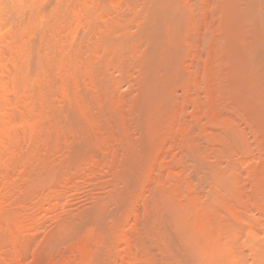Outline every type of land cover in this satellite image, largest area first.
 Returning <instances> with one entry per match:
<instances>
[{
	"label": "rangeland",
	"instance_id": "1",
	"mask_svg": "<svg viewBox=\"0 0 264 264\" xmlns=\"http://www.w3.org/2000/svg\"><path fill=\"white\" fill-rule=\"evenodd\" d=\"M168 1L0 0V264H212L220 256H236L237 264L259 263L264 165H258L264 148L261 144L255 155L251 147H259L256 142L253 147L252 137L264 130V120L248 122L251 85L231 81L228 86L227 80L244 71L238 55H231L235 69L223 52L242 42L229 37L241 10L230 0ZM240 25L241 31L248 28ZM226 28L230 35L223 33ZM234 87V95L245 88L247 98L237 95L242 98L237 103L229 93ZM230 97L243 109L228 104ZM230 106L234 110L227 113ZM247 124L257 129L251 131L255 137H249ZM227 126L235 136L246 131L252 146L231 140L229 133L239 144L231 153ZM190 148L200 151L197 156L204 153L209 167L219 163V177L227 176L201 187L212 186L204 192L206 200L186 168ZM253 156L262 158L245 164ZM221 179L227 183L222 181L223 187ZM214 182L230 188L231 197ZM252 224L256 237L247 233ZM228 239L234 244L227 241L228 246ZM247 242L255 250L249 252Z\"/></svg>",
	"mask_w": 264,
	"mask_h": 264
},
{
	"label": "bare ground",
	"instance_id": "2",
	"mask_svg": "<svg viewBox=\"0 0 264 264\" xmlns=\"http://www.w3.org/2000/svg\"><path fill=\"white\" fill-rule=\"evenodd\" d=\"M1 1H3V0H1ZM17 1V0H16ZM19 1V0H18ZM22 0H20V2H21ZM24 1V0H23ZM27 1V0H26ZM29 1V0H28ZM56 1V0H55ZM59 1V0H58ZM164 1V3L166 4V2H165V0H162V2ZM167 1V0H166ZM170 1V0H169ZM168 1V2H169ZM230 1H233V3L235 4V3H237V5L238 6H236V4H235V9H237V7L238 8H240V9H238V10H241V11H239V14H235V16H234V18L236 17V16H238L237 18L238 19H236V21H234V22H237V23H235V25H237L236 27H234L235 25L232 23V27H230L231 25H229L228 27H230L232 30V34L233 35H230V29H229V31L227 30V28L226 29H224V30H222L223 31V33H225L226 34V32H228V34L230 35L229 37H231L232 38V36H234L232 39H233V41H242V42H244L245 44H246V46H245V44L244 43H242V42H239V44H237L238 46H240L241 47V45L242 44H244V49H240V48H238V46L235 44V42H232L234 45H236L235 47H231V45H233V44H231L230 43V47H229V45L228 46H226V47H229L228 48V50H227V52H226V50L225 51H223L225 54H226V56L228 55L229 57H227V59H228V61H232L233 62V67L236 69V67L238 68V65L235 67L234 66V61H233V59L231 60V55H235L234 56V58L236 57V55H238L239 57H240V60H242V62H240V60H237V58L239 59V57L237 56V58L235 59V60H237L238 61V64H239V66H240V63H241V69L242 70H240V71H244L243 72V74L241 73V72H239L238 70L236 71V70H234L233 72H239V74L238 75H236L235 73V76H234V79L235 80H232V79H229V80H227V82H228V84H230V82L232 81L233 82V86L235 85V86H237L238 84H242V83H238V82H244L243 84H245L246 82H247V84L249 83V86L251 87H249L248 85L246 86V87H249V90L247 91L245 88L243 89V90H245L244 92H243V90H242V93L244 94L246 91V95L248 94V98H250L251 97V102H250V104L249 105H247V106H249V111L247 112L246 111V113H245V115L247 114V117H249L247 120H249L248 122H252V121H254V123L256 124V120H264V0H230ZM228 2V3H230V5H231V2ZM171 2V1H170ZM9 3V2H8ZM13 3V2H12ZM14 3H16L15 1H14ZM26 3V2H25ZM227 3V4H228ZM232 3V5L234 6V4ZM1 4V3H0ZM6 4H7V2H6ZM17 4V3H16ZM19 4V3H18ZM18 4H17V6H18ZM22 4H23V2H22ZM147 4V3H146ZM2 6V5H1ZM3 6H4V4H3ZM27 6V5H26ZM233 6L231 7V8H233ZM5 7V6H4ZM25 7V6H24ZM61 7V6H60ZM64 7V6H63ZM163 7H166V6H163ZM3 8V7H2ZM16 8H18V7H16ZM158 8V7H157ZM160 8V7H159ZM158 8V9H159ZM5 9V8H4ZM7 9H8V7H7ZM162 9V8H161ZM166 9V8H165ZM235 9H232V10H235ZM14 10H16V9H14ZM14 10H13V13H14ZM230 10V9H229ZM9 11V10H8ZM39 11V10H38ZM78 11V10H77ZM160 11V10H159ZM231 11V10H230ZM236 11V10H235ZM2 12V11H1ZM11 12V11H10ZM23 12V11H22ZM37 12V11H36ZM165 12V11H164ZM228 12L229 11H227V13H226V15H225V17L227 16V18L229 19V17H228ZM233 12V14L235 13L234 11H232ZM16 13H17V11H16ZM21 13V12H20ZM229 13H231V12H229ZM237 13V12H236ZM2 14V13H1ZM5 14V13H4ZM19 14V13H18ZM58 14H59V12H58ZM162 14V13H161ZM233 14H232V16H233ZM166 15V14H165ZM168 15H170V13H168ZM172 15V14H171ZM170 15V16H171ZM6 16V15H5ZM37 16H39V14L37 15ZM54 16V15H53ZM230 16V15H229ZM231 16V17H232ZM11 17V16H10ZM35 17V16H34ZM86 17V16H85ZM164 16H162L161 18H163ZM168 16H166L165 18L166 19H168L169 21H170V17L169 18H167ZM173 17H175V16H173ZM230 17V18H231ZM7 18V17H6ZM5 18V19H6ZM21 18V17H20ZM19 18V19H20ZM24 18V17H23ZM30 18H32V17H30ZM88 18V17H87ZM165 18H163V20H165ZM172 18V17H171ZM217 19L218 18H220V17H216ZM227 18H225V20L227 19ZM233 18V17H232ZM5 19H3V20H5ZM26 19H28V18H26ZM48 19V18H47ZM86 19V18H85ZM90 19V18H89ZM157 19V18H156ZM173 19V18H172ZM228 19L226 20V21H228ZM30 20V19H29ZM161 20V19H160ZM177 20V19H176ZM233 20V19H232ZM13 21V20H12ZM11 21V22H12ZM35 21V20H34ZM78 21V20H77ZM174 21H175V19H174ZM229 21H230V19H229ZM27 22V21H26ZM86 22V21H85ZM160 22V21H159ZM165 22V21H164ZM168 22V21H167ZM173 22V21H172ZM175 22H177V21H175ZM174 22V23H175ZM16 23V22H15ZM32 23V22H31ZM163 22H161V24L159 25V27L162 25L163 26V24H162ZM230 23H231V21H230ZM239 23H241V29H242V24H245L246 25V27L248 26V28L245 30V25H243L244 27H243V29L245 30V31H241L240 29H238L237 27H239ZM4 24V23H3ZM17 24V23H16ZM23 24V23H22ZM157 24H159V23H157ZM164 24H166V23H164ZM167 24H169V23H167ZM178 24V23H177ZM18 25V24H17ZM74 25V24H73ZM175 25V24H174ZM22 26V25H21ZM25 26H26V24H25ZM45 26V25H44ZM47 26V25H46ZM70 26V25H69ZM165 26V25H164ZM27 27H28V25H27ZM166 27V26H165ZM169 26H167V28H168ZM172 27V26H171ZM2 28V27H1ZM18 28V27H17ZM162 28V27H161ZM174 28H175V26H174ZM174 28H171V30L172 29H174ZM176 28H177V26H176ZM237 28V29H236ZM4 29V28H3ZM25 29V28H24ZM42 29H44V28H42ZM13 30V29H12ZM17 30V29H16ZM21 30V29H20ZM35 30V29H34ZM3 31V30H2ZM28 31V30H27ZM30 31V30H29ZM40 31V30H39ZM162 31H164L163 29H162ZM168 31V30H167ZM221 31V32H222ZM166 32V31H165ZM11 33V32H10ZM22 33H23V31H22ZM26 33V32H25ZM5 34V33H4ZM45 34V33H44ZM161 34V33H160ZM159 34V35H160ZM172 34V33H171ZM224 34V35H225ZM7 35V34H6ZM23 35V34H22ZM173 35V34H172ZM178 35V34H177ZM223 35V36H224ZM26 37V36H25ZM28 37V36H27ZM160 37V36H159ZM224 37H226V35L224 36ZM228 37V36H227ZM226 37V38H227ZM54 38V37H53ZM164 38V37H163ZM177 38V37H176ZM235 38H238L237 40L235 39ZM10 39V38H9ZM43 39V38H42ZM154 39H157V37L156 38H154ZM162 38H160L159 40L160 41H162L161 40ZM175 39V38H174ZM200 41H203L202 39L200 40ZM7 42V41H6ZM23 43V42H22ZM152 43H155V41L154 42H152ZM160 43V42H159ZM158 43V44H159ZM237 43V42H236ZM240 43H242L241 45H240ZM8 44H10V43H8ZM161 44V43H160ZM227 45V44H226ZM233 45V46H234ZM3 46V45H2ZM31 46V45H30ZM151 46V45H150ZM163 46V45H162ZM13 47V46H12ZM159 47H161V46H159ZM164 47V46H163ZM246 47V48H245ZM151 48V47H150ZM158 48V47H157ZM156 48V46H155V49H157ZM155 49L153 50L152 49V51H154L155 52ZM174 49V48H173ZM9 50V49H8ZM159 50V49H158ZM163 50H165L164 48H163ZM167 50H168V52H169V49L167 48ZM167 50H165V53H166V51ZM17 51V50H16ZM30 51V50H29ZM112 51V50H111ZM228 51H229V54H227L228 53ZM52 52V51H51ZM171 52H172V50H171ZM188 52V51H187ZM231 52V53H230ZM15 53V52H14ZM18 53V52H17ZM162 54H163V52H161ZM233 53V54H232ZM24 54V53H23ZM30 54V53H29ZM33 54V53H32ZM155 54V53H154ZM159 56H161L159 53H157ZM168 54V53H167ZM7 55V54H6ZM171 55V54H170ZM168 56V55H167ZM233 56H232V58H233ZM3 57V56H2ZM5 57V56H4ZM33 57V56H32ZM20 58V57H19ZM157 58H158V56H157ZM30 59V58H29ZM49 59V58H48ZM226 58H225V60H227ZM23 60V59H22ZM28 60V59H27ZM11 61V60H10ZM14 61V60H13ZM153 61V60H152ZM155 61V60H154ZM159 61V60H158ZM178 61V60H177ZM227 61V62H228ZM31 62V61H30ZM33 62V61H32ZM23 63V62H22ZM152 63V62H151ZM161 63V62H160ZM236 64H237V62H235ZM60 64V63H59ZM158 64V63H157ZM151 65V64H150ZM226 65H230V63L229 64H226ZM140 66V65H139ZM154 66H156V65H154ZM15 67V66H14ZM20 67V66H19ZM41 67V66H40ZM151 68V67H150ZM149 68V69H150ZM159 68V67H158ZM25 70V69H24ZM153 70V69H152ZM147 72V71H146ZM157 72V71H156ZM159 72V71H158ZM230 72H232V70H230ZM230 72H228V75H230L231 73ZM233 72H232V75H234L233 74ZM241 73V74H240ZM149 74V73H148ZM154 74H155V72H154ZM2 75V74H1ZM150 75V74H149ZM232 75H230V76H228V77H230V78H233V76ZM232 76V77H231ZM20 78V77H19ZM154 80V79H153ZM235 81V82H234ZM246 81V82H245ZM5 82V81H4ZM236 83H237V85H236ZM154 84V83H153ZM9 85V84H8ZM159 86V85H158ZM157 86V87H158ZM161 86V85H160ZM229 87L230 86H232V83L230 84V85H228ZM227 86V83H226V85H225V87H227L226 89H229V87ZM239 86V85H238ZM244 86V85H243ZM0 87H2V85H0ZM24 87V86H23ZM154 87H155V85H154ZM155 88V89H158V88ZM15 88V87H14ZM153 88V87H152ZM231 88V87H230ZM235 88V87H234ZM234 88H232L233 89V92H232V90L231 91H229V93H231V95L234 93V91H235V93H236V88L234 89ZM238 88V87H237ZM243 88V87H242ZM154 89V90H155ZM226 89H225V91H226ZM16 90V89H15ZM220 90V89H219ZM240 90V91H241ZM24 91V90H23ZM156 91V90H155ZM228 91V90H227ZM226 91V92H227ZM239 91V92H240ZM152 92H153V89H152ZM3 93V92H2ZM242 93H239L238 94V91H237V95H241V97H242ZM154 94V93H153ZM236 94L234 95L233 94V96H236L237 97V99H238V96H237ZM250 95V96H249ZM151 96V95H150ZM154 96H155V94H154ZM232 96V97H233ZM140 97V96H139ZM236 97H234V98H236ZM243 97H246L245 96V94H244V96ZM242 97V98H243ZM231 98V97H230ZM240 98V97H239ZM242 98L241 99H238L237 100V103H238V101L240 100H242ZM247 98V97H246ZM153 99V98H152ZM233 98H231V100H232ZM236 101V99H233L230 103H228V104H231L233 101ZM243 100H245V101H247L246 99H243ZM2 102V101H1ZM183 102V101H182ZM248 102V101H247ZM235 103L236 102H234L233 104L235 105ZM240 103V102H239ZM244 103V105H243V107L247 104H245V102L243 101L242 102V104ZM3 104V103H2ZM233 104H231V105H233ZM233 105V107H236V106H234ZM232 106H230L229 107V111L227 112V113H230V112H233V110H234V108L232 109L231 108ZM242 108V106L239 104V107H236L237 109L238 108ZM15 108V107H14ZM235 108V109H236ZM245 108V107H244ZM1 109H2V106H1ZM7 109V108H6ZM230 109H232V110H230ZM243 109V108H242ZM9 110V109H8ZM163 112V111H162ZM235 112H236V110H235ZM241 112H242V110H241ZM240 112V113H241ZM244 112H245V110H244ZM221 114V113H220ZM236 114V113H235ZM227 115H229V117H230V114H227ZM232 115V114H231ZM243 116H245L244 114H242ZM2 116H3V114H2ZM164 116V115H163ZM242 116V117H243ZM212 117V116H211ZM232 117V116H231ZM246 117V118H247ZM6 118V117H5ZM246 118L245 117H243V120H242V123L243 124H245L246 125V123H244L245 121L247 122V120H246ZM3 119V118H2ZM228 121V120H227ZM258 121H257V123H258ZM2 122V121H1ZM247 122V123H248ZM260 122V121H259ZM264 122V121H263ZM253 123V124H254ZM261 123V122H260ZM260 123L258 124L259 125V128H257L258 127V125H256V128L257 129H260ZM8 124V123H7ZM242 124V125H243ZM249 124V123H248ZM248 124H247V127L249 128L250 127V125L248 126ZM250 124H252V123H250ZM253 124H252V126H253ZM262 124H264V123H262ZM3 125V124H2ZM229 125H231V124H229ZM4 126V125H3ZM244 126V125H243ZM242 126V127H243ZM255 127V126H254ZM253 127V128H254ZM228 128H230V129H228ZM231 126L229 127V126H227V133H228V137H230V134H231V136L235 133H237V132H235L234 130H232V131H234L233 133H231ZM235 128V127H234ZM244 128H246V126H244ZM244 128H241V130H243L244 131ZM247 128V129H248ZM252 128V127H251ZM262 128L264 129V126L262 125ZM256 129V130H257ZM226 130V129H225ZM241 130L240 131H238L239 133H240V135L243 133V131L241 132ZM250 130V132H248ZM255 130V128L252 130V129H248V133H251V131H254ZM255 130V131H256ZM230 131V132H229ZM260 132H262L263 131V134L261 133V135L259 136V134H260V132H259V134H257L256 135V137H255V135H253L252 133L249 135V137L251 136H254L255 138H253L252 137V140H255V141H253L254 143H252V145H253V147L256 145H259V147H258V149H256V148H252L251 147V149H253V152L255 153V155H256V152L255 151H257V152H259V151H261V147H260V145L261 146H263L262 148H264V130H259ZM258 132V131H257ZM256 132V133H257ZM226 133V132H225ZM227 133H226V135H227ZM230 133V134H229ZM254 133V132H253ZM247 133H246V131H245V134H242L240 137L242 138L244 135H246ZM257 136H259V138H257ZM233 137V139H231ZM232 137H230L229 138V145L231 146V148H230V146L228 145L227 146V149L228 148H230V149H228L229 151H232L231 153H233V152H236V151H238V149L236 148V147H238V145L239 144H236L234 141L233 142H231V140H234V137L237 139V141L240 143L241 141H243V140H245L244 138H248L247 136H244L242 139H240V137H239V135H233ZM214 139V138H213ZM231 139V140H230ZM235 139V140H236ZM249 139V138H248ZM251 139V138H250ZM250 139H249V141H250ZM259 140V144H258V140ZM240 140V141H239ZM247 140V139H246ZM246 140H245V142H246ZM252 140H251V142H252ZM255 142H256V144H255ZM233 143H235L236 144V146H235V144H233ZM242 143V142H241ZM244 145H245V143H243ZM242 144V145H243ZM255 144V145H254ZM251 145V143H249L248 142V144H247V142H246V145L245 146H252ZM233 146V147H232ZM244 146V147H245ZM240 147V146H239ZM243 147V148H244ZM195 148V147H194ZM197 148V147H196ZM243 148H241L242 150H243ZM247 148V147H246ZM250 147H248L247 149H249ZM260 148V149H259ZM198 149H200V148H198ZM197 149V150H198ZM206 149V148H205ZM227 149H226V156L228 155L227 153H228V151H227ZM233 149V150H232ZM237 149V150H236ZM246 149V150H247ZM250 149V150H251ZM191 150H192V152H191ZM193 150H195V152H196V149H192V148H190V153H189V151H186V152H188L189 154H191V156H186V152H185V158H187V159H185V160H187V162H188V164H189V167H188V164L187 163H185V165L187 166L186 168L188 169H190L191 170V172H192V174L190 173V170H186L187 172L189 171V173H190V175H192V178H193V180H191V182H192V184H193V188L195 189V190H197V188L199 189L198 190V192H201L202 193V191H203V193L205 192H208V193H210L209 191L212 189V186H211V189H209V191H204V187H206L207 188V186H208V184H211V183H213V181L215 180V178L220 174V165H219V167H217V165L219 164H216V165H212L213 167H214V169H213V167L211 168V166L209 167V165H211V163H209V162H207L205 159V161L207 162V163H209L208 165H207V163L202 159L203 158V156H204V153H202L201 152V154L203 155L202 157H201V154L199 155V156H197L199 153L198 152H200V151H198L197 153H195L194 154V152H193ZM216 150V149H215ZM234 150H236V151H234ZM255 150V151H254ZM264 149H262V155L264 154L263 151ZM202 151H203V149H202ZM242 151L241 150H239V152H237L238 154L239 153H241ZM245 152V148H244V150H243V154H245L244 153ZM252 151H251V153H253ZM187 153V154H188ZM246 153H250V151H248V152H246ZM250 153V155L252 156V154ZM260 153V152H259ZM259 153L257 154L258 156H259ZM261 154H260V156H261ZM194 155H196L197 156V158L196 157H194ZM241 155V154H240ZM247 155V154H246ZM246 155H244V156H246ZM249 155V154H248ZM247 155V156H248ZM248 156V158L250 157L251 158V156ZM225 156V154H224V158L226 157ZM258 156H253L254 158H256V159H254V158H252V159H249V160H245V164H248L247 162H254L255 160L256 161H258L257 159H259L260 160V158H262V157H260V158H258ZM199 157V158H198ZM264 157V156H263ZM210 158V157H209ZM221 158H222V156H221ZM228 158V157H227ZM230 158V157H229ZM245 158V157H244ZM247 158V157H246ZM223 159V158H222ZM243 159V158H242ZM201 160H203L204 162H202ZM209 160V159H208ZM212 160V159H211ZM253 160V161H252ZM244 161V160H243ZM255 161V162H256ZM186 162V161H185ZM254 162V163H255ZM260 162V161H259ZM259 162H257L256 164L258 165V163ZM262 162V163H261ZM260 162V164L261 165H258V166H260V169H262L261 168V166L262 165H264V159L262 160ZM237 164V163H236ZM240 165V164H239ZM248 166V165H247ZM216 167V168H215ZM263 167V169H264V166H262ZM218 168H219V171H217L218 170ZM254 168V167H253ZM222 170V169H221ZM224 171V170H223ZM130 172V171H129ZM219 172V174L217 175V173ZM222 174H224V172L223 173H221V175H220V177L219 178H223V176H222ZM228 175V174H227ZM174 176V175H173ZM216 176V177H215ZM226 176V175H225ZM224 176V177H225ZM217 177V178H218ZM227 177V176H226ZM264 174L262 175V180L264 181ZM217 178H216V180H217ZM177 179V178H176ZM225 179V178H224ZM224 179H221V180H219V181H217L218 182V184H219V182L221 181V186L223 187V182L225 181ZM223 181V182H222ZM226 182V181H225ZM224 182V184H227V183H225ZM176 183V182H175ZM196 184V186H194ZM217 183L215 184V182H214V186H216V185H218ZM230 184V183H229ZM133 185V184H132ZM246 185V184H245ZM197 186H199V187H197ZM213 186V189L215 188ZM257 186V185H256ZM204 188V189H202V188ZM209 187V186H208ZM218 187V189H220V191H222V189H221V187L218 185V186H216V188ZM220 187V188H219ZM224 187H226V186H224ZM201 189V190H200ZM217 189V190H218ZM226 189H230V188H226ZM226 189L224 188L223 189V191L225 190L226 191ZM256 189V188H255ZM183 190V189H182ZM192 190V189H191ZM216 190V191H217ZM219 191V192H220ZM229 191H231V189L229 190ZM253 191V190H252ZM258 191H260V188H259V190ZM185 192V191H184ZM228 191H226V192H224L226 195L228 194L229 195V193H227ZM261 192V191H260ZM204 193V198L206 197V198H208L207 197V195H208V193H206L205 194ZM213 193V192H212ZM255 193V192H254ZM257 193V192H256ZM259 193V192H258ZM220 194V193H219ZM231 194V193H230ZM245 194V193H244ZM264 194V193H263ZM257 195V194H256ZM255 195V196H256ZM198 196V195H197ZM221 196V195H220ZM223 196V195H222ZM221 196V197H222ZM230 196V195H229ZM228 196V197H229ZM233 196V195H232ZM217 197V196H216ZM224 197V196H223ZM226 197V196H225ZM231 197V196H230ZM234 197H236V196H234ZM244 197V196H243ZM254 197V196H253ZM203 198V199H204ZM206 198H205V200H206ZM213 198H214V196H213ZM236 198H238V197H236ZM229 199V198H228ZM235 199V198H234ZM240 199V198H239ZM258 199V198H257ZM160 200V199H159ZM208 200H210V199H208ZM236 200H238V199H236ZM258 200H260V199H258ZM263 200V199H262ZM211 201H212V199H211ZM214 201V200H213ZM216 201V200H215ZM228 201H232L233 202V200L231 199V200H228ZM241 201V200H240ZM168 202H170V201H167V204H168ZM203 202V201H202ZM223 202V201H222ZM237 202V201H236ZM172 203V202H171ZM207 203L209 204V203H211V202H208L207 201ZM238 203V202H237ZM263 203V202H262ZM214 204V203H213ZM212 204V206H211V208L214 206ZM232 205V207L234 208L235 207V203L233 202V203H231ZM233 204H234V206H233ZM252 204V203H251ZM260 204V203H259ZM172 205V204H171ZM191 205V204H190ZM218 205V204H217ZM222 206H225V205H222ZM241 206V205H240ZM193 207V206H192ZM227 207V206H226ZM246 207V206H245ZM168 210H169V208L168 207H166ZM176 208V207H175ZM174 208V209H175ZM214 208H217V207H214ZM228 208H230V207H228ZM239 208V207H238ZM243 208H244V206H243ZM248 207H246V209H247ZM250 208V207H249ZM171 209V208H170ZM173 209V208H172ZM177 209H178V207H177ZM193 209V208H192ZM235 209V208H234ZM237 209V208H236ZM236 209L234 210V211H236ZM240 209V208H239ZM246 209L243 211V215H244V213L246 212ZM251 209V208H250ZM154 210V209H153ZM225 210V209H224ZM232 209L230 208V211H231ZM166 211V210H165ZM215 211V210H214ZM217 211V210H216ZM215 211V212H216ZM223 210L221 209V212H222ZM233 211V212H234ZM256 211V210H255ZM170 212H171V210H170ZM174 212V211H173ZM180 212V211H179ZM238 212V211H237ZM240 212V211H239ZM247 213H248V211H247ZM252 213H254V212H252ZM166 214V213H165ZM168 214H170L171 215V213H168ZM176 214V213H175ZM224 214V213H223ZM234 214H236V213H234ZM255 214V213H254ZM167 215V214H166ZM177 215V214H176ZM222 215V214H221ZM229 215V214H228ZM248 215V214H247ZM213 216V215H212ZM215 216V215H214ZM223 216V215H222ZM230 216V215H229ZM232 216V215H231ZM173 216H171V218H172ZM176 217V216H175ZM179 217V216H178ZM233 217H235V216H233ZM241 217V216H240ZM246 217H248V216H246ZM259 217V216H258ZM264 217V216H263ZM182 218V217H181ZM221 218V217H220ZM198 219V218H197ZM201 219V218H200ZM222 219V218H221ZM263 219V218H262ZM173 220V219H172ZM190 220V219H189ZM229 220V219H228ZM245 220V219H244ZM248 220V219H247ZM246 220V221H247ZM252 220V219H251ZM254 220V219H253ZM257 220V219H256ZM197 221V220H196ZM211 221H213V220H211ZM226 221V220H225ZM231 221H233L232 219H231ZM153 222V221H152ZM160 222V221H159ZM182 222V221H181ZM216 222V221H215ZM222 222V221H221ZM242 222H243V220H242ZM255 221H253V223H254ZM188 223V222H187ZM223 223V222H222ZM233 223V222H232ZM237 223V222H236ZM246 223V222H245ZM248 223H249V221H248ZM255 223H257V222H255ZM209 224V223H208ZM213 224V223H212ZM220 224V223H219ZM234 224V223H233ZM233 224H231V225H233ZM241 224H243V223H241ZM251 224V223H250ZM260 224V223H259ZM142 225V224H141ZM177 225V224H176ZM182 224L180 223V225H179V227L181 226ZM188 225V224H187ZM193 225V224H192ZM218 225V224H217ZM221 226H222V224H220ZM228 225H230L229 224V222H228ZM246 225H249V224H246ZM246 225H244V226H246ZM254 224H252L251 225V227L249 228V226H247L246 227V229H249V230H251V232L249 231V232H247L248 233V235L250 236L251 234H252V236H254V237H256L255 236V233L256 232H254L253 231V229H255L256 227L255 226H258V225H255L254 227L255 228H252V226H253ZM101 226V225H100ZM183 226V225H182ZM206 226H208L207 224H206ZM215 226V225H214ZM213 226V227H214ZM234 226V225H233ZM236 226H238L237 224H236ZM239 226H243V225H239ZM238 226V227H239ZM174 227V226H173ZM197 227H198V225H197ZM212 227V226H211ZM229 228H231V226H228ZM264 227V226H263ZM177 228V227H176ZM186 228V227H185ZM184 228V229H185ZM216 228V227H215ZM243 228V227H242ZM252 228V229H251ZM184 229H183V231H184ZM191 229V228H190ZM209 229V228H208ZM222 230L224 229V227H222L221 228ZM228 229V228H227ZM234 229V228H233ZM238 229H240V228H238ZM228 230H230V229H228ZM228 230H225V231H228ZM256 230V229H255ZM258 230V229H257ZM178 231H179V228H178ZM236 230H234V232H235ZM244 231H245V228H244ZM254 233H253V232ZM260 231V230H259ZM174 232H176V231H174ZM185 232V231H184ZM183 232V233H184ZM206 232H208V231H206ZM205 232V233H206ZM210 232V231H209ZM212 233H214L215 232V230H214V232L213 231H211ZM148 233V232H147ZM181 233V232H180ZM182 233V234H183ZM220 233V232H219ZM227 233V232H226ZM230 233V232H229ZM228 233V234H229ZM239 233V232H238ZM237 233V234H238ZM260 233H262V232H260ZM178 235H180L179 233H177ZM209 233H207V235H208ZM216 234V233H215ZM222 234V233H221ZM221 234H220V236H221ZM233 234V233H232ZM236 234V233H235ZM257 234V233H256ZM148 235V234H147ZM185 235V234H184ZM218 235V234H217ZM231 235V234H230ZM241 235V234H240ZM247 235V236H248ZM258 235V234H257ZM142 236V235H141ZM186 236V235H185ZM224 236H226V235H224ZM228 236V235H227ZM232 236V235H231ZM243 236V235H242ZM252 236H250V237H252ZM170 237V236H169ZM192 237V236H191ZM205 237H206V235H205ZM204 237V238H205ZM213 237H215L216 239H218L217 238V236H213ZM218 237H219V235H218ZM240 237V236H239ZM245 237V236H244ZM252 238L250 241L252 242L255 238ZM185 238V237H184ZM226 238V237H225ZM229 238H231V239H233L232 237H229ZM169 239V238H168ZM186 239V238H185ZM188 239H189V237H188ZM199 239H203V236H202V238H199ZM210 239V238H209ZM235 239H236V237H235ZM244 239V238H243ZM245 239H246V237H245ZM257 239V238H256ZM166 240V239H165ZM182 240V239H181ZM190 240V239H189ZM208 240V239H207ZM222 240H225V239H222ZM234 240V239H233ZM240 240V239H239ZM247 240V239H246ZM245 240V241H246ZM261 240V239H260ZM153 241V240H152ZM180 241V240H179ZM209 241V240H208ZM227 241H229L230 243H231V240H226V244H229V242H227ZM242 241V240H241ZM248 241V240H247ZM182 242H184V241H182ZM195 242H197V239H196V241ZM205 242V241H204ZM216 242H219V241H216ZM215 242V243H216ZM235 242V241H234ZM237 242V241H236ZM249 242V241H248ZM247 242V243H248ZM250 242V243H251ZM167 243V242H166ZM210 243V242H209ZM209 243L207 244L206 243V245L207 246H212V244L210 243V245H209ZM223 242H221V244H222ZM239 243V242H238ZM250 243H248V245H247V248H250L249 250V252H251V249H253L252 247H253V245H251V247H249L250 246ZM255 242H252V244H254ZM161 244V243H160ZM174 244V243H173ZM178 244V243H177ZM184 244V243H183ZM192 244V243H191ZM218 244V243H217ZM226 244H225V242H224V247H226ZM232 244V243H231ZM231 244H229L228 246H230ZM234 244V243H233ZM232 244V245H233ZM256 244V243H255ZM254 244V247L256 246ZM171 245V244H170ZM202 245V244H201ZM200 245V246H201ZM259 245V244H258ZM263 245V244H262ZM140 246V245H139ZM163 246V245H162ZM174 246V245H173ZM183 246V245H182ZM186 246V245H185ZM204 246H205V244H204ZM210 246V247H211ZM219 246H220V244H219ZM219 246H218V248H219ZM237 246H239V245H237ZM241 246V245H240ZM155 247V246H154ZM159 247V246H158ZM181 247V246H180ZM193 247V246H192ZM215 247V246H214ZM223 247V246H222ZM235 247V246H234ZM246 247V246H245ZM257 247H259V246H257ZM146 248V247H145ZM203 248V247H202ZM213 248V247H212ZM240 248H242V247H240ZM246 248V249H247ZM263 248V247H262ZM154 249H156V248H154ZM178 249V248H177ZM195 249V248H194ZM207 249H208V247H207ZM236 249V248H235ZM160 250V249H159ZM184 250V249H183ZM201 250V249H200ZM205 250H206V247H205ZM210 250V249H209ZM222 250H224V249H222ZM237 250L238 249H236V253H237ZM253 250H255V248L253 249ZM256 250H258V249H256ZM264 250V249H263ZM150 251V250H149ZM189 251V250H188ZM233 251V250H232ZM243 251V250H242ZM259 251V250H258ZM261 251V250H260ZM153 252V251H152ZM166 252V251H165ZM183 252V251H182ZM186 252V251H185ZM184 252V253H185ZM196 252L197 251H195V254H196ZM201 252V251H200ZM203 252V251H202ZM210 252V251H209ZM217 252V251H216ZM233 252H235V250L233 251ZM240 252V251H239ZM247 252V251H246ZM263 252V251H262ZM150 253V252H149ZM168 253V252H167ZM215 253V252H214ZM213 253V254H214ZM242 253V252H241ZM254 253L256 254V252L254 251ZM261 253V252H260ZM260 253H258V254H260ZM169 254V253H168ZM173 254V253H172ZM178 254H179V252H178ZM181 254V253H180ZM188 254V253H187ZM197 254H198V252H197ZM203 254V253H202ZM201 254V255H202ZM206 254H208V253H206ZM210 254V253H209ZM212 254V255H213ZM221 254V253H220ZM227 254V253H226ZM262 254V253H261ZM149 255V254H148ZM192 255V254H191ZM193 255H194V253H193ZM205 255V253L203 254V256ZM233 255V254H232ZM235 255V254H234ZM257 255V254H256ZM256 255H254L255 257H257ZM263 256H260V259L258 260L259 261V263L260 264H264V254H262ZM159 256V255H158ZM218 256H219V253H218ZM229 256H231V255H229ZM193 257V256H192ZM191 257V258H192ZM195 257V258H194ZM193 258V260H195V259H198L197 257L198 256H194ZM205 257V256H204ZM213 257V256H212ZM211 257V258H212ZM250 257V256H249ZM159 258V257H158ZM207 258V257H206ZM217 258V257H216ZM215 258V262H214V260H213V263L212 264H237V261H236V256L235 257H218L217 259ZM246 259V258H245ZM252 259V256L250 257V260ZM255 259V258H254ZM199 260V259H198ZM204 260V259H203ZM203 260H202V262H203ZM188 261H190V260H188ZM197 261V260H196ZM205 261V260H204ZM191 262V261H190ZM193 262H195V261H193ZM256 262H257V258H256ZM145 263V262H144ZM207 263V262H206ZM242 263V262H241ZM258 262H257V264H259ZM173 264V263H172ZM186 264V263H185ZM192 264V263H191ZM196 264H197V262H196ZM202 264V263H201ZM203 264H204V262H203ZM246 264V263H245ZM254 264H255V262H254Z\"/></svg>",
	"mask_w": 264,
	"mask_h": 264
}]
</instances>
